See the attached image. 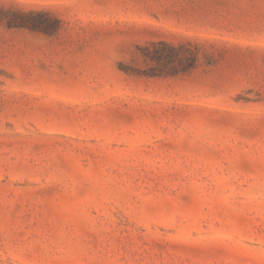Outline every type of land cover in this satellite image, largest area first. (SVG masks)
Wrapping results in <instances>:
<instances>
[{
	"label": "rangeland",
	"instance_id": "374dc122",
	"mask_svg": "<svg viewBox=\"0 0 264 264\" xmlns=\"http://www.w3.org/2000/svg\"><path fill=\"white\" fill-rule=\"evenodd\" d=\"M0 264H264V0H0Z\"/></svg>",
	"mask_w": 264,
	"mask_h": 264
},
{
	"label": "trees",
	"instance_id": "16d2710c",
	"mask_svg": "<svg viewBox=\"0 0 264 264\" xmlns=\"http://www.w3.org/2000/svg\"><path fill=\"white\" fill-rule=\"evenodd\" d=\"M22 16L24 17H29L32 16V12L29 13H21ZM172 51L174 52L173 56H170V60L176 58L179 61V66H182L184 70H190L194 68V63L196 61V54L192 51H190L189 47L187 45H183L179 48H173ZM186 61H188L186 63ZM185 65V66H183Z\"/></svg>",
	"mask_w": 264,
	"mask_h": 264
}]
</instances>
